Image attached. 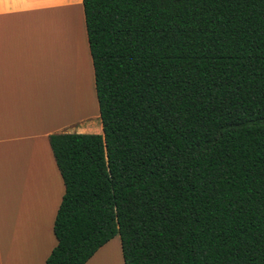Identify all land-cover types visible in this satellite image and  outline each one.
<instances>
[{
	"label": "trees",
	"instance_id": "obj_1",
	"mask_svg": "<svg viewBox=\"0 0 264 264\" xmlns=\"http://www.w3.org/2000/svg\"><path fill=\"white\" fill-rule=\"evenodd\" d=\"M102 135L49 145L45 264H264V0H82Z\"/></svg>",
	"mask_w": 264,
	"mask_h": 264
},
{
	"label": "crops",
	"instance_id": "obj_2",
	"mask_svg": "<svg viewBox=\"0 0 264 264\" xmlns=\"http://www.w3.org/2000/svg\"><path fill=\"white\" fill-rule=\"evenodd\" d=\"M74 11L83 13L82 0H0V264H45L57 244L64 184L49 137L102 135L98 109L74 117L82 72L57 53L56 18ZM85 60L91 77L90 53ZM98 254L86 264H120L117 255Z\"/></svg>",
	"mask_w": 264,
	"mask_h": 264
},
{
	"label": "rangeland",
	"instance_id": "obj_3",
	"mask_svg": "<svg viewBox=\"0 0 264 264\" xmlns=\"http://www.w3.org/2000/svg\"><path fill=\"white\" fill-rule=\"evenodd\" d=\"M82 18L83 13L81 11L59 13L56 18L57 26L61 27L59 30L60 32H58V35L56 34L58 57H66V59L69 58L74 68H77V72H82V85L80 86V89H76L78 90L77 92L76 90H73L72 93L73 115L78 113H81V115H85L87 112L92 113L93 111L98 109V104L95 96L93 73L91 77L90 75L87 77L88 63L85 65V59L87 54L89 56V51L86 42L87 40L85 25L82 21ZM74 33L76 34V37L80 39V44L74 42V44L72 45L73 40H75ZM58 38L63 39L66 45V48L64 50L62 47L59 46ZM80 45L82 46V48L80 47ZM75 116L79 115H74V117ZM98 253L99 254L98 256H96V258L102 257V253H106L107 255H109V257L117 255L119 263L123 264L120 249V240L118 236H116L109 243H107L104 246L103 250L100 249Z\"/></svg>",
	"mask_w": 264,
	"mask_h": 264
},
{
	"label": "bare ground",
	"instance_id": "obj_4",
	"mask_svg": "<svg viewBox=\"0 0 264 264\" xmlns=\"http://www.w3.org/2000/svg\"><path fill=\"white\" fill-rule=\"evenodd\" d=\"M80 47L82 48V46L80 45ZM82 54V53H81ZM81 58V57H80ZM75 59V58H74ZM81 63H82V61H81ZM81 65V64H80ZM83 65V64H82Z\"/></svg>",
	"mask_w": 264,
	"mask_h": 264
}]
</instances>
